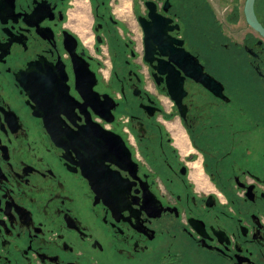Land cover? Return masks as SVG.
Segmentation results:
<instances>
[{
    "label": "flooded vegetation",
    "instance_id": "obj_1",
    "mask_svg": "<svg viewBox=\"0 0 264 264\" xmlns=\"http://www.w3.org/2000/svg\"><path fill=\"white\" fill-rule=\"evenodd\" d=\"M246 3L0 0V264H264V0L258 27Z\"/></svg>",
    "mask_w": 264,
    "mask_h": 264
},
{
    "label": "water",
    "instance_id": "obj_2",
    "mask_svg": "<svg viewBox=\"0 0 264 264\" xmlns=\"http://www.w3.org/2000/svg\"><path fill=\"white\" fill-rule=\"evenodd\" d=\"M252 1L253 0H247L246 3V11H247V16H248V21L254 25L255 27H258V25L256 24V21L254 19V15H253V9H252ZM153 5V4H152ZM149 15L151 17H153V15L151 14V12L149 13ZM142 25L145 29V61H151L150 59V54L151 52L154 51L153 43L150 42V40L148 39V30L147 27L145 26V24L142 22ZM171 29V27H169ZM260 30H262L261 28H259ZM175 39H170V43L174 42L175 43ZM170 43H168L169 45V51L165 50L164 46L160 43H157V48L160 50V54H163L165 56H168V60L167 63L172 62L175 64H178L177 61V51L173 48H171ZM187 58L191 61V66L193 67L191 69V72H187L186 74L192 78H194L196 81L200 82L201 84H203L205 87L213 90V87H217L218 85L221 86V84L219 82H217L212 76H209L208 74H206L205 72L202 71V66L199 64L198 60L196 58H192V56L188 53L185 52ZM162 61L158 62L157 65L154 66V69L157 72L160 73H164L165 70H163L160 66H161ZM168 68L170 70H173L174 66L169 65ZM193 70V71H192ZM218 84V85H217ZM182 87V83L180 82V84H178L177 87H173L169 82H168V92L171 95L172 99L175 100V102L177 104H179V97L176 96V91H178L180 88ZM178 89V90H177ZM216 94H218V92H216ZM104 139V143H105V150L109 153H129L128 150L126 149V147L124 146L123 142L120 140L119 141V145H120V150L117 148V146L115 147V144L112 143V140L108 139L106 137L103 138Z\"/></svg>",
    "mask_w": 264,
    "mask_h": 264
},
{
    "label": "rangeland",
    "instance_id": "obj_3",
    "mask_svg": "<svg viewBox=\"0 0 264 264\" xmlns=\"http://www.w3.org/2000/svg\"><path fill=\"white\" fill-rule=\"evenodd\" d=\"M136 48H137V51L139 52V53H141V51H142V46L141 45H137L136 46ZM112 62H110V60H105V63H104V69L105 70H110L111 69V66H112ZM117 64H120L119 62L117 63Z\"/></svg>",
    "mask_w": 264,
    "mask_h": 264
}]
</instances>
